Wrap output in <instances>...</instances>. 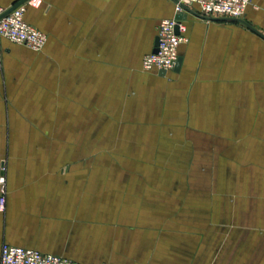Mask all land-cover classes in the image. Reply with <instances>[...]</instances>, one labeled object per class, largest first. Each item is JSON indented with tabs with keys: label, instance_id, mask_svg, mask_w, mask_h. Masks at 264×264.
I'll list each match as a JSON object with an SVG mask.
<instances>
[{
	"label": "crops",
	"instance_id": "obj_1",
	"mask_svg": "<svg viewBox=\"0 0 264 264\" xmlns=\"http://www.w3.org/2000/svg\"><path fill=\"white\" fill-rule=\"evenodd\" d=\"M19 1L0 0V7ZM158 1L41 0L24 18L47 35L45 52L1 41L0 177L7 194L0 247L79 264H264V0H251L239 21L200 17L189 8L182 15L188 42L179 47L181 64L164 76L141 68L157 34ZM163 7L160 21L176 17L173 0ZM152 26V34L142 29ZM84 35L94 98L88 107L116 102L120 115L129 107L132 121L154 127L155 138L187 132L242 138L235 149L243 155L248 192L220 207L190 210L185 197L126 179L124 165L110 179L106 165L88 164L87 147L33 141L59 136V109L71 101L60 98L47 61L67 57L61 49ZM30 58L40 62L30 66ZM131 74L136 83L126 90ZM32 121L46 133L30 129Z\"/></svg>",
	"mask_w": 264,
	"mask_h": 264
},
{
	"label": "rangeland",
	"instance_id": "obj_2",
	"mask_svg": "<svg viewBox=\"0 0 264 264\" xmlns=\"http://www.w3.org/2000/svg\"><path fill=\"white\" fill-rule=\"evenodd\" d=\"M162 1H158L157 27L166 0ZM156 26L142 29L152 34ZM83 39L81 42L65 44V49L61 50L67 57L47 61L46 66L51 69L50 77L55 85L60 86V98L71 101L68 103L70 105L64 103L59 109V136L55 133V137L52 135L45 140L33 138V141L62 147H87L88 164H98L101 168L106 165L104 174L110 179L117 178L116 165L119 168L124 165L126 179L138 177L143 184H151L157 194L185 197L190 210L200 211L203 208L207 211L214 205L220 207L224 200L229 201L248 192L249 176L244 170L243 155L235 149V142L244 144L242 138H199L195 132L170 139L155 138L154 127L140 120L137 123L132 121V116L127 112L129 107L125 108V115L118 114L114 101L113 106L107 109L88 107V102L94 98L88 93V35H84ZM30 51L38 55L45 52L44 48ZM29 62L30 66H35L40 60L30 58ZM133 82L136 83V76L126 75L125 89L131 88ZM57 89L55 87V91ZM116 94V90L112 91L114 99ZM30 123V129L46 133L42 124L34 121ZM2 178L7 194L6 181Z\"/></svg>",
	"mask_w": 264,
	"mask_h": 264
},
{
	"label": "built area",
	"instance_id": "obj_3",
	"mask_svg": "<svg viewBox=\"0 0 264 264\" xmlns=\"http://www.w3.org/2000/svg\"><path fill=\"white\" fill-rule=\"evenodd\" d=\"M175 16L195 8L198 16L242 20L251 0H173ZM41 0H27L0 19V44L2 40L40 51L47 43V35L26 22L27 7L37 8ZM5 10L0 7V15ZM186 27L181 20L164 19L157 27L156 53H147L141 62L144 72H171L180 58L179 47L188 42ZM6 205L4 180L0 177V213ZM0 264H79L56 255L3 243L0 247Z\"/></svg>",
	"mask_w": 264,
	"mask_h": 264
},
{
	"label": "water",
	"instance_id": "obj_4",
	"mask_svg": "<svg viewBox=\"0 0 264 264\" xmlns=\"http://www.w3.org/2000/svg\"><path fill=\"white\" fill-rule=\"evenodd\" d=\"M26 1H27V0H20L19 2H17L16 4H14L13 6H11V7L8 8L7 10H5V11L3 12V14L0 15V19H1L2 17L6 16L8 13H10V12H11L13 9H15L16 7H18V6L22 5V4H24ZM182 18H183V17H182L181 15H177V16L175 17L176 20H181ZM234 21H239V20H234ZM249 28H250L251 30L255 31V32L258 34V32H257L256 30H254V29L251 28V27H249ZM157 45H158V38L155 37V38H154V42H153L152 53H156V51H157V50H156ZM180 64H181V58L178 59V61H177V63H176V66H175L174 70H177V69L179 68ZM159 74H160L161 76H164L165 72L161 71V72H159Z\"/></svg>",
	"mask_w": 264,
	"mask_h": 264
}]
</instances>
